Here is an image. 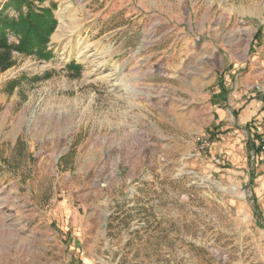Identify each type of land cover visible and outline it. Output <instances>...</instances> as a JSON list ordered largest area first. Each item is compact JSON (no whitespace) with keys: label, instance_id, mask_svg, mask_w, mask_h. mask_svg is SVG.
Returning a JSON list of instances; mask_svg holds the SVG:
<instances>
[{"label":"rangeland","instance_id":"obj_1","mask_svg":"<svg viewBox=\"0 0 264 264\" xmlns=\"http://www.w3.org/2000/svg\"><path fill=\"white\" fill-rule=\"evenodd\" d=\"M33 1L58 24L0 72V264H264L254 134L213 129L242 75L264 98V0Z\"/></svg>","mask_w":264,"mask_h":264},{"label":"trees","instance_id":"obj_2","mask_svg":"<svg viewBox=\"0 0 264 264\" xmlns=\"http://www.w3.org/2000/svg\"><path fill=\"white\" fill-rule=\"evenodd\" d=\"M8 9L16 10L18 16H11ZM57 24L52 8H37L33 0H8L0 10V72L14 65L13 52L51 59L48 47ZM12 36L18 42L12 41ZM70 66L80 69L75 62Z\"/></svg>","mask_w":264,"mask_h":264},{"label":"crops","instance_id":"obj_3","mask_svg":"<svg viewBox=\"0 0 264 264\" xmlns=\"http://www.w3.org/2000/svg\"><path fill=\"white\" fill-rule=\"evenodd\" d=\"M1 9H3L2 5L0 6ZM262 71L264 74V69ZM249 80V75H242L237 83V88L224 100L215 104L213 129L216 133L224 132L226 136L245 139L249 136L248 132L251 134L253 121L264 118V98L248 89ZM222 135V133L216 134L215 137L221 139ZM253 142H255L254 150L256 149L257 159L262 161L260 170L261 175L264 176V153H260L256 141Z\"/></svg>","mask_w":264,"mask_h":264},{"label":"built area","instance_id":"obj_4","mask_svg":"<svg viewBox=\"0 0 264 264\" xmlns=\"http://www.w3.org/2000/svg\"><path fill=\"white\" fill-rule=\"evenodd\" d=\"M256 88L257 90H262L261 89L262 87L260 85H256ZM251 134H254L258 151L260 153H264V118H259L253 121ZM211 138H212L211 136H207V135L199 138L201 151L211 147L213 143ZM217 161H221L220 155Z\"/></svg>","mask_w":264,"mask_h":264},{"label":"bare ground","instance_id":"obj_5","mask_svg":"<svg viewBox=\"0 0 264 264\" xmlns=\"http://www.w3.org/2000/svg\"><path fill=\"white\" fill-rule=\"evenodd\" d=\"M134 87V86H133ZM129 92H135V90L131 87Z\"/></svg>","mask_w":264,"mask_h":264}]
</instances>
